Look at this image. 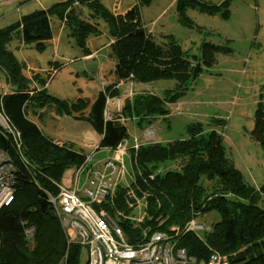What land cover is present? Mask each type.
Segmentation results:
<instances>
[{
  "label": "trees",
  "instance_id": "trees-1",
  "mask_svg": "<svg viewBox=\"0 0 264 264\" xmlns=\"http://www.w3.org/2000/svg\"><path fill=\"white\" fill-rule=\"evenodd\" d=\"M175 2L181 12L187 6L206 12L222 7L206 6L201 0ZM84 8L88 10L86 17H82ZM51 17L62 23L86 54L87 38L100 33V23L107 29L112 41L109 48L115 58L114 80L91 103L80 101L69 106L66 101L43 93L44 87L36 91L7 48L14 33L20 35L24 44L43 47L52 36ZM165 38L167 42L160 44L143 27L137 4L123 14H114L99 0L58 1L0 28V68L14 87L12 92L0 94V111L19 132L21 142L17 150L10 134L0 126V151L16 169L13 200L0 208V264H61V260L62 264H84L82 246L66 239L48 195L56 192L62 171L79 166L86 155L46 137L28 118V105L37 97L55 101L59 112L91 124L100 134L98 147L113 148L127 136L126 119L148 124L167 118L171 111L175 112L173 107L178 97L201 72L216 63L219 46L211 42H203L200 55L190 57L172 35ZM129 79L138 85L159 79L173 80L174 88L165 89L162 96L137 89L128 95ZM120 81L124 85L115 87ZM45 82L40 81L41 86ZM32 90L34 93L29 96ZM114 96L120 97V110L115 111L110 105L111 118H105L106 98ZM213 122L204 127L199 121H191L186 123L182 137L144 142L136 149L131 148L134 189L147 194L144 226H141L166 233H170L171 227L178 228V234L173 237L177 247L184 248L198 261L205 262L216 251L227 255L232 264H264V209L257 204L264 195V184L257 187L244 179L223 143L219 131L222 120ZM251 136L264 148V115L260 105ZM103 207L110 213L113 209L126 211L124 189L119 190L113 206ZM211 211L218 214V219L205 227L199 219ZM191 219L202 227L183 232ZM119 222L126 234L139 235L132 222ZM28 225L34 226L29 239L23 231ZM239 255L244 258L234 262Z\"/></svg>",
  "mask_w": 264,
  "mask_h": 264
},
{
  "label": "rangeland",
  "instance_id": "rangeland-1",
  "mask_svg": "<svg viewBox=\"0 0 264 264\" xmlns=\"http://www.w3.org/2000/svg\"><path fill=\"white\" fill-rule=\"evenodd\" d=\"M39 1L22 4L18 11L15 9L18 5L16 2L0 6V15L3 14L0 28L18 21L22 15L63 0ZM201 1L206 6L222 7L218 11L206 12L187 6L181 12L177 10L175 0H150L147 4H140L137 0H120L121 6L137 4L141 21L151 31L154 30L151 35L160 44L167 42V35H172L190 57L200 55L203 42L219 46L216 63L201 72L185 93L178 97L177 105L173 107L177 111H171L165 119H158L156 137L159 141L182 137L185 135L186 123L199 121L204 127H209L214 124L213 120L220 119L223 125L218 129L235 167L246 181L259 187L264 184V148L253 139L251 131L258 105L264 115V0ZM99 2L112 10L113 0ZM83 10L82 17H86L88 10ZM50 25L52 34L59 35L57 42H44L43 47L36 48L33 44L22 43L20 35L14 33L7 48L12 51L24 74H28L27 67L47 71L43 93L66 101L69 106L80 101L91 103L97 93L114 80L115 58L109 48L112 41L106 27L100 23L101 31L93 49L103 44H107V48L96 50L95 54L84 60L82 55L87 52L79 48L74 38L63 29L62 23L51 17ZM4 80L0 72V92ZM136 83L132 81L133 91L148 90L159 96L165 93V89L174 88L173 80L159 79L150 84L141 83L140 86ZM43 99L37 97L33 104L28 105V118L31 116V119L36 120L43 134L51 139L56 138L60 142L57 144H68L74 150L89 155L98 146L100 134L86 120L64 115L58 111L55 101L47 102ZM0 116L3 119L0 124L5 127L1 111ZM125 121L127 139L131 143L133 136L140 138L146 123L138 124L131 119ZM111 155V152L99 147L92 160L101 161ZM129 155L131 150L123 157L127 171L132 169ZM72 171V167L65 168L59 183L67 186ZM257 204L264 209V195ZM217 219L218 214L211 211L199 220L207 227ZM63 232L68 241L78 243L76 235L64 229ZM81 250V262L84 263L87 252L82 247Z\"/></svg>",
  "mask_w": 264,
  "mask_h": 264
},
{
  "label": "built area",
  "instance_id": "built-area-1",
  "mask_svg": "<svg viewBox=\"0 0 264 264\" xmlns=\"http://www.w3.org/2000/svg\"><path fill=\"white\" fill-rule=\"evenodd\" d=\"M9 1L11 0H0V5ZM124 83L120 81L115 87L123 86ZM127 83L128 95H131L134 92L132 79ZM106 104L119 111L120 97H107ZM104 115L105 118H111L108 108L105 109ZM4 119L6 126H0L10 134L15 148L19 150V132L11 127L5 117ZM156 123L157 121H151L146 124L140 138L133 136L131 143L126 136L113 148H105L106 152H111L112 155L101 161L92 160L95 150L99 147L93 148L79 166L73 167L67 186L56 183V192L48 195V201L61 227L76 235L77 242L86 250L87 258L84 264H232L227 255L216 251L212 252L205 262L188 255L186 250L177 247L174 241L173 237L179 231L176 227H171L170 233H166L161 230L150 231L148 226H141L145 219L147 194L134 189V171L126 170L123 157L131 148L136 149L144 142L156 141ZM129 158L131 163L130 155ZM15 171L7 155L0 151V208L8 206L13 200ZM121 189H124L127 210L113 209V213H110L103 206H113L114 199ZM120 220L135 224L139 235L126 234ZM201 227V223L191 219L182 231H194ZM23 231L29 239L33 235L34 226H24Z\"/></svg>",
  "mask_w": 264,
  "mask_h": 264
},
{
  "label": "crops",
  "instance_id": "crops-1",
  "mask_svg": "<svg viewBox=\"0 0 264 264\" xmlns=\"http://www.w3.org/2000/svg\"><path fill=\"white\" fill-rule=\"evenodd\" d=\"M31 1H34V2L40 3L39 0H27V1L11 0V1L7 2L6 4L11 3V2H16L18 5H16L15 9H16V10H17V9L19 10V7H20L22 4H25V3H27V2H31ZM113 1H114V3H113V5H112V10H111V11H112L113 13H116V14H123V13H125L128 9H130L131 7H133V6L135 5V4H129V5H128V4H125V5L121 6V5H120V0H113ZM3 5H5V4H3ZM0 6H2V5H0ZM18 10H17V11H18ZM2 17H3V14L0 15V20H1ZM142 23H143V22H142ZM143 25H144V23H143ZM144 26H145V25H144ZM145 27H146V26H145ZM147 30L150 31L151 34H153V32H154V30L151 31L150 28H147ZM97 36H98V35L87 38V40H86V48L88 49L89 52H88V54H86V55H82V57H83L84 60L87 59V58H90L93 54H95L96 50H100V49L107 48V44H103V45H101L99 48H97V49H93V47H94V45L96 44V41H97V40H96V37H97ZM109 39H110V41H111L110 36H109ZM58 40H59V35H54V34H52V36H51L48 40H45V42H54V43H55V42H57ZM27 69H28V74H27L26 72H25V74H24V71H23V70H22V74H23L25 77H27V78L29 79V81L31 82V86H33V87L35 88L36 91H38V90H40L42 87L46 86V83H47V82H45L43 86H41V84H40V81H43V79L40 80V78H44V80H45V77H46V74H47V71H46V70H40V69H37V68H31V67H27ZM0 72L2 73L3 78L5 79L4 81H2V84H1V86H3V88H1L2 90H1L0 94H1V95H4V94H6V93L12 92L13 89H14V87H13V85H11V84L8 82V80H7V75H6L5 71H4L2 68H0ZM48 75H49V74H48ZM47 78H48V76H47ZM149 88H150V86H149ZM33 93H34L33 90L30 91L29 96H32ZM30 117H31V116H30ZM30 117H29V119H30L32 122H34V123L39 127L37 121L34 120V119H31ZM156 121H159V120H156ZM157 140H158V137L156 138V141H157ZM53 142H55V143H60V142H57V139H56V138L53 139ZM64 143H65V142H64ZM104 149H105V148H104Z\"/></svg>",
  "mask_w": 264,
  "mask_h": 264
},
{
  "label": "water",
  "instance_id": "water-1",
  "mask_svg": "<svg viewBox=\"0 0 264 264\" xmlns=\"http://www.w3.org/2000/svg\"><path fill=\"white\" fill-rule=\"evenodd\" d=\"M243 258H244L243 255H239V256H236V257L233 259V261H234V262H236V261H240V260H242Z\"/></svg>",
  "mask_w": 264,
  "mask_h": 264
},
{
  "label": "bare ground",
  "instance_id": "bare-ground-1",
  "mask_svg": "<svg viewBox=\"0 0 264 264\" xmlns=\"http://www.w3.org/2000/svg\"><path fill=\"white\" fill-rule=\"evenodd\" d=\"M0 121H3L1 116H0Z\"/></svg>",
  "mask_w": 264,
  "mask_h": 264
},
{
  "label": "clouds",
  "instance_id": "clouds-1",
  "mask_svg": "<svg viewBox=\"0 0 264 264\" xmlns=\"http://www.w3.org/2000/svg\"><path fill=\"white\" fill-rule=\"evenodd\" d=\"M144 26V25H143ZM145 27V26H144ZM145 28H147V27H145Z\"/></svg>",
  "mask_w": 264,
  "mask_h": 264
}]
</instances>
